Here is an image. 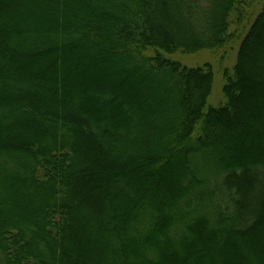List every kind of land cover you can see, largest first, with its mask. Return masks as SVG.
<instances>
[{
    "label": "trees",
    "instance_id": "16d2710c",
    "mask_svg": "<svg viewBox=\"0 0 264 264\" xmlns=\"http://www.w3.org/2000/svg\"><path fill=\"white\" fill-rule=\"evenodd\" d=\"M53 1L0 25V264H264V0ZM229 48L208 106L174 58Z\"/></svg>",
    "mask_w": 264,
    "mask_h": 264
},
{
    "label": "rangeland",
    "instance_id": "374dc122",
    "mask_svg": "<svg viewBox=\"0 0 264 264\" xmlns=\"http://www.w3.org/2000/svg\"><path fill=\"white\" fill-rule=\"evenodd\" d=\"M83 1H84V3H90L92 5V4H98L100 0H83ZM255 1H257V0H255ZM255 1H254V3H255ZM11 3H12L11 6H13L11 13H9L8 16H7L6 12L0 14V25H2L4 27V29H6V32H8V30H10L12 25H14L12 23V22H14L13 21L14 19H15V24H18L19 22H21L20 24L21 25L23 24V26L26 27L25 23H30L28 21V20H30V15H31L32 20L36 19L37 17L41 16L45 11H47V10L51 11V7H53L55 2L53 0H32L31 5H30V0H13V2H11ZM36 5H37V7H35ZM24 6H25V10L23 11V10H21V7L24 8ZM252 6H254V5H252ZM14 9H16V10H14ZM50 11H48L49 16L46 14V17L53 21V14ZM12 12L16 16L21 15L22 17H24V19L21 21H18L16 16L13 18L14 15L12 14ZM251 13L252 12H249V14H251ZM25 17H26V19H25ZM236 50H237L236 48H231V49L229 48L228 50L225 49L223 51L207 52V53L199 54V56H193V57L192 56H186V57L177 56L174 59L177 61H180L181 63L186 64L188 66L195 65V64H202V62L207 61L214 68L215 78H214L213 91H212V94H211L207 104H208V106L216 107L220 104V101L222 99L221 88L223 85V73L226 70L231 71V69L233 68L235 58H236ZM3 52H4V50H3ZM36 64H38V63H36ZM36 64L34 66H32V72H34L35 74L41 68L40 65L37 66ZM86 79L88 80L89 78H86ZM105 79H106V81L109 79L114 81V78L111 76L110 77H104V80ZM30 81L28 83H30ZM86 81L84 80L83 84H86ZM33 83L38 84V81L36 80V78H35V82L33 80L30 84H33ZM44 85H47V88H49L48 90L51 91L50 88L52 86V81H48ZM122 90L124 91V88L118 89V91H122ZM150 91H151V93L148 92V96L145 95V98H143V101H142V104L144 105L143 112H145V113L147 112V110H152L153 107H157L159 105L157 103L158 101H159V103H161V99H159L160 94L157 91L152 92V89H150ZM135 113H137V112H135ZM153 125L154 126L150 128V131L148 133V140H153L152 142H154V140L157 139L155 127L158 125V122L154 123ZM161 198L166 200V196H164L162 194H161ZM205 245H206L205 246L206 247L205 248L206 254L202 255V253H200L202 255V257L200 258V262L198 264H225L223 262L221 263V260H226L227 255H223V254L214 255V251H213V249L210 248V245L209 244L208 245L205 244ZM259 245L264 246V237L262 238ZM249 252L251 253L252 251H250V250L245 251L242 248L236 251L237 255L238 254L244 255V254H247ZM210 258H218V260L214 259L215 262L211 263ZM209 261H210V263H209Z\"/></svg>",
    "mask_w": 264,
    "mask_h": 264
}]
</instances>
